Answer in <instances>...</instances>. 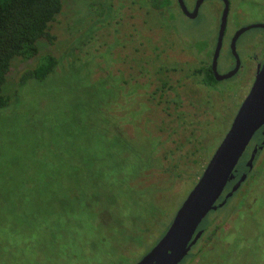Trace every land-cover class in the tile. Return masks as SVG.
I'll return each mask as SVG.
<instances>
[{
  "label": "rangeland",
  "instance_id": "obj_1",
  "mask_svg": "<svg viewBox=\"0 0 264 264\" xmlns=\"http://www.w3.org/2000/svg\"><path fill=\"white\" fill-rule=\"evenodd\" d=\"M62 1L52 43L15 59L3 88L0 264H137L230 130L264 62V30L239 38L243 71L210 89L187 76L212 65L221 1L205 0L194 20L176 0L168 13L148 0ZM229 2L221 75L232 68L231 38L264 24V0ZM45 56L56 70L21 85ZM160 81L173 86L164 98ZM258 166L244 194L209 214L217 239L199 264H264L263 158Z\"/></svg>",
  "mask_w": 264,
  "mask_h": 264
},
{
  "label": "water",
  "instance_id": "obj_2",
  "mask_svg": "<svg viewBox=\"0 0 264 264\" xmlns=\"http://www.w3.org/2000/svg\"><path fill=\"white\" fill-rule=\"evenodd\" d=\"M204 1V0H201ZM225 8L221 18L217 44L212 60V72L218 82L231 79L236 75L240 59L236 51L238 39L252 29H263L264 24L251 25L239 30L233 38L231 50L236 59V69L226 75L218 72V61L223 47L230 12L229 0H222ZM182 12L194 19L198 8L191 15L184 0H178ZM264 129V63L259 69L248 96L243 101L230 130L207 164L201 178L176 213L169 229L157 245L137 264H181L192 248L201 239L198 229L206 217L223 207L239 189L251 171L254 157L248 171L232 191L218 204L228 184L235 179L237 167L256 133Z\"/></svg>",
  "mask_w": 264,
  "mask_h": 264
},
{
  "label": "trees",
  "instance_id": "obj_3",
  "mask_svg": "<svg viewBox=\"0 0 264 264\" xmlns=\"http://www.w3.org/2000/svg\"><path fill=\"white\" fill-rule=\"evenodd\" d=\"M147 2L154 12H162L164 9L168 12L173 6V0H148ZM62 10V0H0V110L10 103V97L3 94V88L13 61L18 58L22 61L33 60L40 53L41 40L52 43L53 38L49 29ZM57 67V59L53 56H45L35 69L24 72L20 84L24 85L31 79L45 80ZM163 74L158 75L163 76ZM189 77L196 79L197 84L202 87L210 89H216L219 83L212 72V65L196 67L191 75L188 74L187 78ZM161 81L158 91L164 98L169 89L173 90V86L169 82Z\"/></svg>",
  "mask_w": 264,
  "mask_h": 264
},
{
  "label": "flooded vegetation",
  "instance_id": "obj_4",
  "mask_svg": "<svg viewBox=\"0 0 264 264\" xmlns=\"http://www.w3.org/2000/svg\"><path fill=\"white\" fill-rule=\"evenodd\" d=\"M176 1H177V6L179 7V9L182 12V9L179 6L178 0H176ZM184 1H186L185 4H186V7H187L189 13L191 15H193V16H194V12L198 8V12L195 15L196 17L194 18V19H197L198 15L200 13V9L202 8L205 0L204 1H201V0H188L190 4H188L187 0H184ZM219 1H221L222 5H223V11H224V8H225L224 2L222 0H219ZM222 14H223V12H222ZM184 15L186 17H188L186 14H184ZM189 19H191V18H189ZM194 19H191V20H194ZM261 30H263V29H261ZM234 36L231 38L230 46L232 45V41H233ZM239 40L240 39H238L237 42H239ZM250 46L251 45L248 44V47H250ZM255 59H257L256 56H255ZM232 61H233V62H231L232 68L227 73H225L223 75L229 74V73L233 72L236 69V66H237L236 59L233 57ZM262 65H261V67H262ZM259 69H258V71H259ZM242 71H243V66H242V62L240 60L239 70L236 73V75L234 77H232L231 79H233V78L237 77L238 75H240V73ZM258 71H257V73H258ZM257 73H256V75H257ZM256 75H255V78H256ZM263 154H264V129H261V130H259L256 133V135L252 139V141H251L248 149L246 150L244 156L242 157V159H241V161H240V163H239V165L237 167V171L235 173V176H236L235 179L228 184V186H227L224 194L222 195L221 199L219 200L218 204L221 203L225 199V197L232 191V189L234 188V186L239 182V180L243 177V175L246 174V172L249 169L248 168V165H249L251 159L254 157L255 160H254V163H253V166H252L251 171L248 173L245 181L241 184V186L239 187V189L234 193V195L230 198V200L233 199L235 196H237L239 194H244V193H241L243 191L244 187L245 186L247 187V185L250 184V181L255 180V178H256V176H254V175H256V173L258 172V171L256 172L257 167H259L258 166V161L260 159H262V158L264 159V155ZM248 155H250L249 156L250 160L248 161V163H244L243 160L244 159H248L247 158ZM259 173H260V171H259ZM229 187H231V190L229 189ZM213 212H216V211H212L211 213H213ZM208 216L206 217V219L203 221V223L200 225V227L198 229L199 232H202L203 233L201 239L196 243V245L192 248V250L189 253V255L185 258V259H188L189 260V262L187 260V262H188L187 264H196V263L199 264L200 263V260H201V257L203 255L202 252H204V254L207 253V252H210L212 250V248H213V247H211V245H213L212 244V240L217 239V228L214 230V233L213 234H209V235L207 234V232L211 229V227L213 225V223L211 224V221L212 220L211 221H208L207 220ZM224 231H225V228H224V230L223 229L221 230L222 233H224ZM221 236H222V234L220 233V236L219 237H221ZM213 243L215 244L216 241L213 242ZM198 252H200V254ZM184 264H186V263H184Z\"/></svg>",
  "mask_w": 264,
  "mask_h": 264
}]
</instances>
